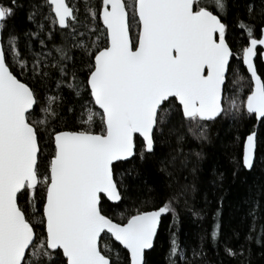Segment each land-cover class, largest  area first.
<instances>
[{
  "label": "snow or ice",
  "instance_id": "obj_1",
  "mask_svg": "<svg viewBox=\"0 0 264 264\" xmlns=\"http://www.w3.org/2000/svg\"><path fill=\"white\" fill-rule=\"evenodd\" d=\"M20 7L0 0V264H148L169 213L164 260L186 262L172 229L188 185L149 188L119 219L103 204L124 199L118 163L145 161L162 137L185 139L176 119L195 139L221 117L252 121L233 158L252 169L264 151V73L255 62H264V22L257 29L237 15L230 25L228 0H40L26 15L34 29L20 33L6 23ZM181 154L159 158L160 170L171 177ZM104 237L120 247L101 246ZM224 251L237 255L226 242Z\"/></svg>",
  "mask_w": 264,
  "mask_h": 264
},
{
  "label": "trees",
  "instance_id": "obj_2",
  "mask_svg": "<svg viewBox=\"0 0 264 264\" xmlns=\"http://www.w3.org/2000/svg\"><path fill=\"white\" fill-rule=\"evenodd\" d=\"M18 3L23 7L18 8L6 23L20 33L28 28L34 29L26 15L30 5L39 4L40 0H18ZM228 4L226 22L230 25L237 15L248 19L257 29L264 22V0H228ZM248 4L253 5L251 16L246 7ZM239 35V32L235 33V37L238 38ZM229 38L234 50L241 46L236 38ZM255 62L259 71L264 73V62L259 58ZM240 71L247 75L244 68ZM251 123L252 121L247 120L233 123L232 118L221 117L208 122L207 139H195L187 133L186 126L181 127L176 119V134L184 135L183 141L178 144L176 135L170 141L162 137L164 142H158L155 154L145 161L130 158L117 164L118 169L126 171L125 181L128 188L124 191L122 201H104L105 213L119 219L118 213L124 211L126 206H133V199H143L149 188L165 193L188 185L187 193L173 205L180 219L178 227L172 231L177 232L187 257L186 262L180 264H264V242L257 243V237L264 241V151L258 153L250 170L237 167L233 159H239L242 149V141L236 137L245 135ZM261 148L264 149V145ZM177 149L182 150V154L177 155L174 167L169 165L172 171V176L169 177L160 170L159 158L175 155ZM196 152L201 155L197 157ZM130 166L133 167L128 172ZM218 207L221 209L218 217L221 221V242L215 244L209 233L213 214ZM196 210L201 212L199 217L191 214ZM171 219V213L162 217L154 247L146 252L148 264H166L164 255L169 246L168 226ZM248 236L252 239L246 240ZM225 242L237 252L236 256L225 253ZM104 243L115 248L120 247L108 237L101 240V246Z\"/></svg>",
  "mask_w": 264,
  "mask_h": 264
},
{
  "label": "water",
  "instance_id": "obj_3",
  "mask_svg": "<svg viewBox=\"0 0 264 264\" xmlns=\"http://www.w3.org/2000/svg\"><path fill=\"white\" fill-rule=\"evenodd\" d=\"M129 160V159H128ZM110 202V201H109ZM110 203H118V202H110ZM166 215V214H165ZM165 215H163V216H165ZM162 216V217H163ZM113 241H114V239H113ZM116 243H118V242H116ZM148 250H146V252H147Z\"/></svg>",
  "mask_w": 264,
  "mask_h": 264
}]
</instances>
